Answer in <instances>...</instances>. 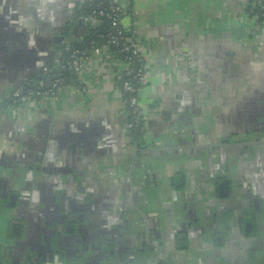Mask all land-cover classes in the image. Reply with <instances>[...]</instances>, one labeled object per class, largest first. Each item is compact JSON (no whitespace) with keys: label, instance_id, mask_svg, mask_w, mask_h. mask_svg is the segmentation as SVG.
<instances>
[{"label":"crops","instance_id":"obj_1","mask_svg":"<svg viewBox=\"0 0 264 264\" xmlns=\"http://www.w3.org/2000/svg\"><path fill=\"white\" fill-rule=\"evenodd\" d=\"M68 1L49 0L45 17L43 0H0V235L21 223L1 260L142 264L150 256L135 255L136 234L147 232L148 222L172 254L176 235H188L182 251L188 255L180 262L170 255L164 264H258L254 241L242 246L248 237L242 193L229 201L234 184L220 183L235 162L217 146L232 135L252 138L251 130L235 133L232 123L264 121V26L242 17L252 0L128 1L126 22L150 71L142 96L147 141L127 126L122 65L109 50L88 61L86 93L6 102L87 36L89 25L68 10ZM133 185L140 191L134 198ZM64 194L73 205L68 218L82 216L80 230L64 224L58 232L53 212H44L46 205L59 207ZM42 212L47 219L40 225L49 231L35 232L26 221ZM33 228L39 245L21 251L18 240ZM216 235L217 251L207 247L216 245Z\"/></svg>","mask_w":264,"mask_h":264},{"label":"built area","instance_id":"obj_2","mask_svg":"<svg viewBox=\"0 0 264 264\" xmlns=\"http://www.w3.org/2000/svg\"><path fill=\"white\" fill-rule=\"evenodd\" d=\"M128 1L69 0L68 10L89 25L87 36L94 32L95 37L86 44L60 51L40 80L27 81V88L24 85L13 94V102L54 101L66 94L86 93L88 61L92 55L109 50L112 57L122 64L119 83L123 102L129 110L127 126L145 135L149 120L142 96L148 85L150 71L142 51L133 40V30L126 22L130 12ZM250 8L252 18L264 26V0H252ZM25 89L26 93L23 92Z\"/></svg>","mask_w":264,"mask_h":264},{"label":"flooded vegetation","instance_id":"obj_3","mask_svg":"<svg viewBox=\"0 0 264 264\" xmlns=\"http://www.w3.org/2000/svg\"><path fill=\"white\" fill-rule=\"evenodd\" d=\"M25 1L27 3V0ZM30 2H32V0H30ZM30 4L32 5L33 3H30ZM48 4H49V0H43L42 7L44 8L43 12H44L45 17H47L46 9H47ZM35 14H36L35 20L39 21L40 20L39 12L37 11L35 12ZM23 84L24 82H22L20 85L22 86ZM21 86H19V88ZM13 104H16V103H13ZM260 110L262 111V109ZM232 127L235 133L251 130L253 132L254 137L251 139H248L249 137L239 138L236 135L234 136L232 135L229 142L217 145L220 151L226 152L230 157H232V161L235 162V165L232 166L231 171H229L227 174V179L221 181L220 183H221V187L226 185L227 188H228V183L231 182L234 184L232 185L230 189V192H231L230 197H228L227 199L229 201L234 200L236 198L235 196H237L239 193L240 194L242 193L243 198L242 200H240L241 201L240 211L242 212V215H243L242 218L244 221V232H246L245 234H247V236L249 237V239L247 237V240L245 239L244 241H242L243 242L242 246H243V249H247L249 246L248 242L254 241L253 242L254 248H258L259 250L256 258L258 257L260 258L257 259V262L258 264H264V121L256 120V118L253 120L245 119V121H243L242 123H238V122L232 123ZM238 135L240 136L241 134H238ZM137 136L138 138L140 137V138L146 139V137L148 136V133L146 132L145 135L138 134ZM226 145L228 147H226ZM143 165H144L143 168L146 172L145 174L147 175L151 171V169L146 164H143ZM215 168L216 170H218L219 166ZM129 181L131 182V179ZM240 181H243V185L242 187L238 188V182ZM235 189L237 190L236 194H234ZM138 192L140 191H138L137 186L133 185L130 191L132 197L134 198ZM61 200L62 201L59 207L53 206V205H46L45 207H43L44 212L45 210L47 212L48 210H51V212H53L51 215L54 218L51 223V227H53L54 230H57V231L59 230L58 232H61L62 230H64V227L60 225L66 224L65 230L72 231L74 230L73 227L75 226H77L78 230H80L81 225H84L83 221L78 223L80 219L82 220L81 214H77L76 217H74L73 213L71 212L70 218H68V215H69L68 213L71 211L70 207H72L73 205L71 206L68 205L67 203L68 199H67L66 194L62 196ZM64 200H67V202ZM65 211H67V213L62 216V213ZM227 211L225 212L226 214H227ZM44 214L45 213L43 212L41 214H34V217L32 216L34 220H32V217H31V220L29 219L28 221H26L30 223L32 227L35 228V232L36 230H39V229H40L39 232L41 233L42 231L43 233L49 231V229L47 231L46 225H40L41 221L42 223H45L43 222V220L47 219ZM257 222H260L261 227H259V225L255 226V223L257 224ZM47 223L48 222H46V224ZM20 224L21 223L13 222L12 225L9 226L11 228L10 230L11 232H8V235L12 239H15L17 237L15 233L20 230L18 229V225ZM24 225L25 224L22 223V226ZM147 225L150 228V229L147 228L148 229L147 232L138 231V233L136 234V253L135 255L137 257H141V256L145 257L146 255L150 256V258H148L147 260L143 259V261H141L142 264H164L165 262H167L166 258L170 257V255L172 258L179 259L178 261L180 262L181 260L180 257L182 255L184 254L188 255V253L182 252V251H185L183 249L187 247L188 235L186 233L181 232L176 235V242H177L178 249L173 251V254H172L170 253V251L167 252V249L161 246L160 242L158 243L159 240L154 238L155 231L153 230V232H151L152 228L150 227L148 222H147ZM253 225L255 227H253ZM34 228L29 229V231L25 233L21 239L18 240L19 244L17 247H19L21 251L25 250L29 244L39 245L36 242L37 238L35 237ZM46 234H43V235L46 236ZM6 236H7V232L3 234L2 236L0 235V241H1L0 246H2V249L7 247L5 244L8 242V240L6 242V239H4ZM221 239L222 238L220 235H216L215 236L216 245H213V243L211 242V244L207 245V247H211L215 249V251H217V248H218L217 244L219 243V240ZM220 243L222 242L220 241ZM166 244H167V241H166ZM23 253L25 255L27 254L26 251ZM1 256L2 255H0V257ZM226 257H227V254H226ZM0 262H1L0 264H6L9 262L10 264H14L15 258H14V261L10 260L8 257H6L3 260H1L0 258Z\"/></svg>","mask_w":264,"mask_h":264},{"label":"trees","instance_id":"obj_4","mask_svg":"<svg viewBox=\"0 0 264 264\" xmlns=\"http://www.w3.org/2000/svg\"><path fill=\"white\" fill-rule=\"evenodd\" d=\"M250 8V7H249ZM250 14V13H249ZM251 15V14H250ZM95 35H96V33H94V32H92L89 36H86L83 40H78V41H75L74 43H72L71 44V48H73V47H78V46H81V44H86L90 39H92V38H94L95 37ZM64 49H62L61 51H63ZM30 80V79H29ZM29 80H27V81H29ZM27 81H25L24 82V84L21 86V88H23L24 87V85H25V87L27 86ZM27 88V87H26ZM26 91H27V89H25V91H23L24 93H26ZM14 97V95L8 100V101H6V102H9L10 100L13 102V100H12V98ZM14 103V102H13ZM20 104V103H19Z\"/></svg>","mask_w":264,"mask_h":264},{"label":"rangeland","instance_id":"obj_5","mask_svg":"<svg viewBox=\"0 0 264 264\" xmlns=\"http://www.w3.org/2000/svg\"><path fill=\"white\" fill-rule=\"evenodd\" d=\"M254 4V3H253ZM251 7V6H250ZM248 12L251 14V8L250 9H248ZM247 11L246 12H244L243 14H242V17L244 18V17H246V19L248 20V21H252L253 20V18H252V15H250L249 13H248ZM121 63H120V67H121ZM250 137H254V135L253 134H250ZM141 140L143 141V140H145V141H147L148 139L146 138V139H143V138H141ZM3 215H5L4 214V212H3V214H2V216ZM4 233V232H3ZM4 239H6V242H7V240L8 241H11V237L8 235V232H7V236L4 238ZM1 242V241H0ZM262 254V253H261ZM0 255H2V246H0ZM260 256V255H259ZM1 258V257H0ZM258 258H260V257H258ZM258 258H256V261H257V259ZM1 263V262H0Z\"/></svg>","mask_w":264,"mask_h":264},{"label":"water","instance_id":"obj_6","mask_svg":"<svg viewBox=\"0 0 264 264\" xmlns=\"http://www.w3.org/2000/svg\"><path fill=\"white\" fill-rule=\"evenodd\" d=\"M135 133H136V135H138V132L135 131ZM137 137H138V136H137ZM155 149H156V150H161V148H159V147H155ZM140 151H142V150H140ZM161 151H162V150H161Z\"/></svg>","mask_w":264,"mask_h":264}]
</instances>
